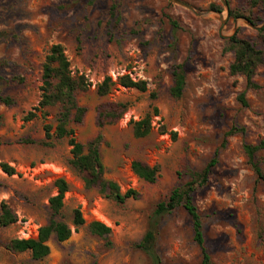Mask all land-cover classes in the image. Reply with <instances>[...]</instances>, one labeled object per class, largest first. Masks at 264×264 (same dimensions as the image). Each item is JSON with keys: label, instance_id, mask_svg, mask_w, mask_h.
<instances>
[{"label": "rangeland", "instance_id": "1", "mask_svg": "<svg viewBox=\"0 0 264 264\" xmlns=\"http://www.w3.org/2000/svg\"><path fill=\"white\" fill-rule=\"evenodd\" d=\"M178 1L193 11L169 0H0V92L13 102H0V204L17 217L0 227V264H151L136 246L156 206L216 154L206 185L193 193L212 262L264 264V183L242 148L264 141V66L254 77L260 89L247 90L245 78L229 72L234 54L228 51L235 33L263 48L258 32L264 30V10L252 8L250 0ZM232 11L242 17H231ZM53 45L64 48L73 74L90 84L76 94L86 109L82 123L70 124L76 140L85 145L101 136L105 179L122 193L137 191L136 199L120 204L86 188L70 165L67 138L52 139L50 147L38 144L45 139L44 126H56L60 107L24 120L41 100L42 66ZM175 65H183L186 78L179 99L170 95ZM122 76L145 81L147 91L121 87ZM107 77L114 85L102 97L97 87ZM243 92L247 106L238 101ZM117 106L125 107L120 118L98 127V111ZM147 115L151 133L134 138L132 123ZM233 129L238 133L227 137ZM256 159L264 172V149ZM134 161L158 167L153 184L132 172ZM2 164L15 174H6ZM58 179L68 192L57 220L68 225L70 238L60 243L52 237L50 254L39 261L29 252L11 251V240L36 238L48 224ZM76 209L85 222L80 227L73 224ZM94 221L111 229L107 239L89 232ZM156 247L163 264H200L182 208L163 218Z\"/></svg>", "mask_w": 264, "mask_h": 264}, {"label": "trees", "instance_id": "2", "mask_svg": "<svg viewBox=\"0 0 264 264\" xmlns=\"http://www.w3.org/2000/svg\"><path fill=\"white\" fill-rule=\"evenodd\" d=\"M250 5L252 8L260 7L264 10V0H250ZM211 8L216 9L214 6ZM230 16L234 18L242 17V15L233 11L230 12ZM247 19L252 22L249 17ZM170 23L174 28H177L175 21L170 20ZM258 33L263 46L262 49L248 40L238 38L237 33L228 39V51L234 54V60L229 67V72L233 76H243L246 80L247 90L260 89V86L254 81V77L257 69L264 66V30ZM171 76L172 87L170 95L174 99H179L183 95L186 84L183 65L173 66ZM18 81L23 83L24 79L20 77ZM41 82V100L38 107L35 108V112H29L24 120H33L37 117L38 112L43 113L46 108L60 107V112L55 127L49 124L44 126L45 139L38 144L50 147L52 146V139L60 140L67 138L72 155L70 165L82 177L86 188L97 189L106 198L120 204L128 199H136L138 197L137 191L130 189L122 193L116 183L105 179V168L102 164L99 151L101 136L84 145L76 140L75 132L70 128V124H80L83 121L86 109L78 105L76 94L87 91L90 84L83 75L73 74L70 69V62L61 45H53L50 48L42 66ZM118 83L123 88L135 89L139 92L147 91V83L145 81H134L129 76L120 77ZM113 85L114 82L111 78H105L98 85L97 94L102 97L106 96L110 93ZM152 97L154 98L153 95ZM238 101L243 106H247L248 102L244 92L238 96ZM0 102L6 106L13 104L12 100L2 95L1 92ZM124 111V106H117V108L108 110L100 109L97 115L98 127L113 123L120 118ZM156 114L157 110H154V115ZM152 129L149 115L132 123L133 137L136 139L147 137ZM162 133H164L163 129ZM236 133H238V130L233 129L228 132L227 137L233 136ZM24 142L29 144L35 143L30 140ZM242 148L257 180L264 183V172L256 159L257 152L264 149V141H261L258 145L244 143ZM216 164L217 154L202 171L191 173L190 181L175 188L166 201L160 202L156 206L151 218L150 228L136 246L149 258L151 264H163L156 247L157 230L163 218L178 208H182L190 220L192 241L200 252V264H213L206 245L202 219L193 202V193L198 187L206 185L208 177ZM2 169L9 176L15 174L14 169L7 164H2ZM131 169L139 179L149 184H153L156 181L159 172L157 166L149 167L138 161L132 163ZM55 187L57 188V195L49 199L51 219L48 224L38 230L36 238L11 240L7 246L11 251L17 253L29 252L33 260L39 261L50 254L48 242L52 237L60 243L70 238L71 230L68 225L57 220L63 208L64 196L68 192V185L63 179H58L55 182ZM16 222V215L6 203L2 202L0 204V227L5 228ZM73 224L76 227L85 224L79 209L74 211ZM88 230L92 235L104 239H107L111 234L109 227L97 221L91 222L88 225Z\"/></svg>", "mask_w": 264, "mask_h": 264}, {"label": "water", "instance_id": "3", "mask_svg": "<svg viewBox=\"0 0 264 264\" xmlns=\"http://www.w3.org/2000/svg\"><path fill=\"white\" fill-rule=\"evenodd\" d=\"M169 1H172V2H174L176 4H179V5H181V6L185 7V8L193 11V9L191 7L187 6L186 4H184V3H182V2H180L178 0H169ZM224 4H225V6H228L227 3H226V1H224ZM250 25L253 26L251 23H250Z\"/></svg>", "mask_w": 264, "mask_h": 264}]
</instances>
